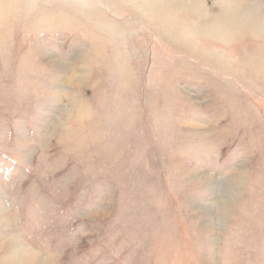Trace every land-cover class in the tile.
<instances>
[{"label":"rangeland","instance_id":"rangeland-1","mask_svg":"<svg viewBox=\"0 0 264 264\" xmlns=\"http://www.w3.org/2000/svg\"><path fill=\"white\" fill-rule=\"evenodd\" d=\"M36 261L264 264V0H0V264Z\"/></svg>","mask_w":264,"mask_h":264},{"label":"bare ground","instance_id":"bare-ground-1","mask_svg":"<svg viewBox=\"0 0 264 264\" xmlns=\"http://www.w3.org/2000/svg\"><path fill=\"white\" fill-rule=\"evenodd\" d=\"M34 256V255H33ZM33 258V257H32ZM39 261H36V262H34L33 264H41V262H39Z\"/></svg>","mask_w":264,"mask_h":264}]
</instances>
